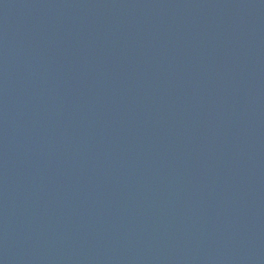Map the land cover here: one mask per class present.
<instances>
[{"label":"water","instance_id":"1","mask_svg":"<svg viewBox=\"0 0 264 264\" xmlns=\"http://www.w3.org/2000/svg\"><path fill=\"white\" fill-rule=\"evenodd\" d=\"M0 264H264V0H0Z\"/></svg>","mask_w":264,"mask_h":264}]
</instances>
